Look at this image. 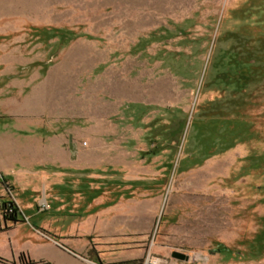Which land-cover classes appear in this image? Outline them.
<instances>
[{"label":"rangeland","instance_id":"rangeland-1","mask_svg":"<svg viewBox=\"0 0 264 264\" xmlns=\"http://www.w3.org/2000/svg\"><path fill=\"white\" fill-rule=\"evenodd\" d=\"M256 24L264 0H0V133L61 153L60 186L36 180L31 209L12 188L2 215L100 246L102 207L133 195L151 221L138 264H264V70L221 79L247 44L264 67Z\"/></svg>","mask_w":264,"mask_h":264},{"label":"crops","instance_id":"crops-1","mask_svg":"<svg viewBox=\"0 0 264 264\" xmlns=\"http://www.w3.org/2000/svg\"><path fill=\"white\" fill-rule=\"evenodd\" d=\"M22 147L21 139L0 133V205L5 200H13L14 188L16 202L31 209L36 203V194L40 192L36 180H43L45 185L56 179V186H60L61 153H25L27 148L22 151ZM37 164L45 167L36 169ZM126 179V185L118 186L132 189L130 193L133 194L139 178L131 176ZM27 191L33 194L32 200H24ZM123 195L115 202L105 203L101 209L106 212H102L98 220L100 246H93V242L83 243L77 232L64 235L59 241L51 240L42 231L45 224L31 225L32 230L23 235L18 228L22 223H29L30 216L27 214L12 220L0 210V260L28 264H138L136 261L145 251L139 245L141 238H147L151 231L150 211L146 206L142 209L136 205L133 195ZM127 201L129 203L125 204Z\"/></svg>","mask_w":264,"mask_h":264},{"label":"trees","instance_id":"trees-1","mask_svg":"<svg viewBox=\"0 0 264 264\" xmlns=\"http://www.w3.org/2000/svg\"><path fill=\"white\" fill-rule=\"evenodd\" d=\"M256 29H258L259 35H262L264 33V27L262 25L256 24L254 25ZM256 53L258 51L255 49L254 45L247 44L246 52L244 53H238L237 51H230L226 55L228 67L226 70L223 71L222 80L228 82L229 84L233 86H237L238 88L242 89L246 84H248L253 78H255L258 75H262V71L264 70V67L261 65V61L258 56H256ZM264 64V63H263ZM210 121L212 122L211 125H216L215 122H219L217 126H219V130L224 127V123H243V120L240 119H230V117H222V116H212L211 120L204 121L206 126H210ZM186 119L179 124L177 128H173V130H166V132L171 134V137L166 141V145L163 146H176L180 142V137L184 131L185 128ZM160 128V127H159ZM213 130V129H212ZM223 132V131H221ZM221 135V134H220ZM219 135V136H220ZM228 136L229 133H228ZM209 140V139H208ZM212 141V139H210ZM163 141L155 140V138H152L150 143L153 145L152 151L153 154H156L159 152V149H161ZM174 144V145H173ZM152 154V153H151ZM13 208V206H12ZM12 220H17V217H9Z\"/></svg>","mask_w":264,"mask_h":264},{"label":"bare ground","instance_id":"bare-ground-1","mask_svg":"<svg viewBox=\"0 0 264 264\" xmlns=\"http://www.w3.org/2000/svg\"><path fill=\"white\" fill-rule=\"evenodd\" d=\"M49 86V85H48ZM53 87V86H52Z\"/></svg>","mask_w":264,"mask_h":264}]
</instances>
